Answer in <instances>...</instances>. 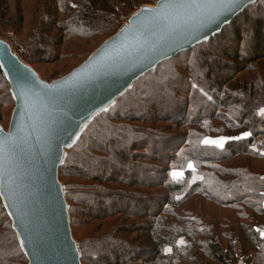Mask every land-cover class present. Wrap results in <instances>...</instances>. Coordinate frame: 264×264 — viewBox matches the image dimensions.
<instances>
[{"label":"trees","instance_id":"obj_1","mask_svg":"<svg viewBox=\"0 0 264 264\" xmlns=\"http://www.w3.org/2000/svg\"><path fill=\"white\" fill-rule=\"evenodd\" d=\"M156 1L40 0L46 16L35 15L30 32L21 10L5 21L0 14L4 21L0 30L22 36L29 57L19 53L20 57L47 81L37 64L57 56L83 63L127 17ZM88 42L96 47L84 44ZM256 72L261 77L249 82L247 73L256 77ZM139 103L144 106L132 108ZM13 107L0 67L4 129ZM260 107H264V0L248 6L212 38L141 77L65 151L59 181L81 264H236L237 250L242 255L254 253L251 264H264V166L252 171L254 161L264 162ZM154 118L185 130L177 134L163 126L152 128ZM204 132L238 139L228 140L221 149L201 146ZM124 136L129 139L121 146ZM144 151L163 167L149 170ZM188 161L194 162L196 171H186L180 182L171 180L169 169L183 170ZM140 188L150 192L145 195ZM194 198L199 205L190 210L187 202ZM116 215L135 216L139 238L148 247L137 248L119 238L128 226L81 234L86 217L104 223ZM181 237L186 245L178 243ZM0 264H28L1 197Z\"/></svg>","mask_w":264,"mask_h":264},{"label":"water","instance_id":"obj_2","mask_svg":"<svg viewBox=\"0 0 264 264\" xmlns=\"http://www.w3.org/2000/svg\"><path fill=\"white\" fill-rule=\"evenodd\" d=\"M256 1L234 8L229 0L145 5L80 66L51 82L0 39V67L14 100L7 129L0 126V197L28 264H81L59 168L84 128L145 74L212 38Z\"/></svg>","mask_w":264,"mask_h":264},{"label":"rangeland","instance_id":"obj_3","mask_svg":"<svg viewBox=\"0 0 264 264\" xmlns=\"http://www.w3.org/2000/svg\"><path fill=\"white\" fill-rule=\"evenodd\" d=\"M157 1H159V0H157ZM155 5H156V3L154 5H148V6L154 7ZM41 8H42V5H41L40 0H0V14L1 15L3 14V16H5L4 17V21L6 19H9V18H12V17L14 18L16 16L15 14H17V11L21 10L22 16L24 15L25 28L28 29L29 32L31 31V26H32V23H33L32 21L35 22V19H34L35 15L39 16L42 19H44L45 16H46L44 11H40ZM129 19H130V16L126 18L125 23L123 24V26L128 24V20ZM4 21L0 22V28H2L1 27V23L3 24ZM0 39L6 41L7 43H9L11 48L13 49L15 55H17L25 63V61L20 57L19 53L23 54L22 52H24V55H26L27 58L29 57V55L27 54V52H26V50H25V48L23 46L24 44H23V40H22V36L21 35L16 36L10 30H7V31L0 30ZM84 44L89 45V47H91V48H95L96 47V44H92V43H89V42L88 43H84ZM66 46H68V45H64L63 48L66 47ZM95 51H93L92 53H94ZM58 58L59 57L57 56V60H55L56 58H54V59L49 60L48 62H46L44 64H37L36 65L38 71L41 74H43L44 77L48 78L47 82H51L53 80H57V79H60V78H62L64 76L68 75L74 69H76L78 66H80L82 64V63L79 64L80 62H78V61H71L69 59H66L65 61H61L60 59L58 60ZM243 75H246V73H244ZM255 75H257V76L255 77V76H252L251 73H247L246 77H248L249 82L255 80V81H253L255 83L256 79L261 77V72H256ZM200 76H198V77H200ZM255 105L257 106V104H255ZM139 106H144V105L142 103H139L137 105L136 104L132 105V108L138 109ZM262 109H264V107H260L257 110L259 115H264V114H261V110ZM11 113H12V111H11ZM189 113H190V115L193 114V109L189 108ZM10 117H11V114H10ZM149 119H152V117H150ZM154 119L156 120V122L152 123L153 124L152 128H155V127L156 128H160L161 126H163V127H166V130H164V131L170 132V133H177V134H183V132L185 130V129L180 128L179 126H176L175 123H172V122L169 123V122L163 121V120L159 121L156 118H154ZM87 126L84 128L83 132L85 131ZM7 127H5V129H7ZM214 127H215V124H213L211 126L210 131L213 130ZM216 127L218 129V126H216ZM207 132H209V131L207 130ZM230 138L231 139H238V138H235L234 136L230 137ZM125 139H129V138L125 137L124 139H122V141H120V143H121L120 145L121 146H123V144L125 143ZM231 139H229V138L226 139V138L220 137L217 132H214V135H210V134H207L206 132H204V134L202 136V139H201L199 144L201 146H211V147H215L217 149H221V148L224 147L225 143L228 140H231ZM206 141H217V143H208ZM102 143H104V142H102ZM141 151H143V150H141ZM143 154H144L143 158H144V160L146 162V165L148 166L149 170L151 169V167H155L157 165H160L159 167H163L162 164L157 162V159H153L151 156L148 157L146 151H144ZM234 163H236V162H230V163L228 162L226 164L228 166H233ZM262 166H264V162L263 161L261 163L258 162V161H254L253 162V170L252 171H258L259 172L261 170ZM134 168L138 169V167H134ZM149 170L143 169L142 171L146 172V171H149ZM186 171L192 172V173H194L196 171V167L194 165V162L188 161L186 163L185 169H183V170L182 169L181 170L180 169H169L168 175H169L171 180L176 181V182H180V181L185 179ZM165 172H166V170L162 172L163 175H165ZM173 173H177L178 175H173ZM153 176L154 175H152V177ZM196 179L197 178H194V180H196ZM78 182H81V181H76V183H78ZM80 184H86V182H81ZM116 188H120V187H116ZM124 188L125 187L122 186L120 189H124ZM135 190H138V189L136 188L133 191H135ZM140 190H143V192L146 193L145 195H147L150 192L149 191L150 189L140 188ZM122 191L123 192H127L126 189H125V191L124 190H122ZM133 193H135V192H133ZM187 203H191L189 208H190V210H194L196 207H198L199 200L196 198L195 200H192V201L187 202ZM75 218H76V220L80 219V217H75ZM205 219L207 220V217ZM69 220H70V216H69ZM85 220L86 221L84 223L86 224V227H85V230L82 231L81 234H83V233H85L87 231H88V233L91 232V231H95V232L98 231L99 233H105L110 228L111 229L112 228H114V229L117 228L118 229L120 227L128 226L129 227L128 230H126V231L125 230L124 231L121 230V232L123 234H120L119 238H121L124 241L129 242L130 245L136 246L137 248H140V247H143V246L148 247L146 245L147 243H145L144 241H141V239L139 238V235H140L139 234V230L136 229V228L140 225V222L137 220V218L135 216L132 217V216L116 215V216L108 218L104 223L96 222L95 220H91L89 217H86ZM181 241L183 243H181ZM178 243L180 245H186L188 243V241L185 238L181 237L179 239ZM167 251L169 252V249H167Z\"/></svg>","mask_w":264,"mask_h":264},{"label":"snow or ice","instance_id":"obj_4","mask_svg":"<svg viewBox=\"0 0 264 264\" xmlns=\"http://www.w3.org/2000/svg\"><path fill=\"white\" fill-rule=\"evenodd\" d=\"M240 0H229V4L227 5L230 8H234L236 6H238ZM186 5H168L167 7H185ZM191 7H196L199 8L201 7V5H189ZM261 114H264V109L261 110ZM245 135H248L247 133H245ZM208 143H217V141H206ZM173 175H178L177 173H173ZM259 231V229H258ZM261 235H264V232H261ZM181 243H183L181 241Z\"/></svg>","mask_w":264,"mask_h":264},{"label":"crops","instance_id":"obj_5","mask_svg":"<svg viewBox=\"0 0 264 264\" xmlns=\"http://www.w3.org/2000/svg\"><path fill=\"white\" fill-rule=\"evenodd\" d=\"M261 232H264V229H262ZM262 236L264 237V235ZM236 256H237L236 264H251L252 259L254 258V253L250 252L248 255H242L240 253V250H237Z\"/></svg>","mask_w":264,"mask_h":264},{"label":"built area","instance_id":"obj_6","mask_svg":"<svg viewBox=\"0 0 264 264\" xmlns=\"http://www.w3.org/2000/svg\"><path fill=\"white\" fill-rule=\"evenodd\" d=\"M24 54V52H22Z\"/></svg>","mask_w":264,"mask_h":264}]
</instances>
